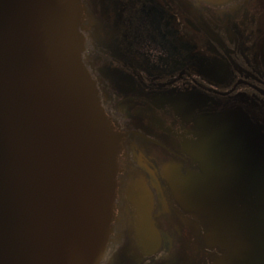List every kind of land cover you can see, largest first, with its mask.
Here are the masks:
<instances>
[{
    "label": "water",
    "instance_id": "95a60500",
    "mask_svg": "<svg viewBox=\"0 0 264 264\" xmlns=\"http://www.w3.org/2000/svg\"><path fill=\"white\" fill-rule=\"evenodd\" d=\"M91 18L83 0H0V264H99L123 184L136 246L158 249L147 183L120 178L130 133L82 58ZM194 130L176 139L195 169L167 182L210 264H264V123Z\"/></svg>",
    "mask_w": 264,
    "mask_h": 264
},
{
    "label": "flooded vegetation",
    "instance_id": "af4514ba",
    "mask_svg": "<svg viewBox=\"0 0 264 264\" xmlns=\"http://www.w3.org/2000/svg\"><path fill=\"white\" fill-rule=\"evenodd\" d=\"M83 1V61L102 107L130 133L120 178L145 180L159 236L155 252L138 249L123 184L99 264H210L215 253L166 175L195 169L176 137L196 123H264V0Z\"/></svg>",
    "mask_w": 264,
    "mask_h": 264
}]
</instances>
